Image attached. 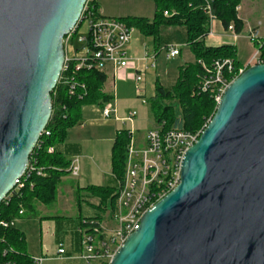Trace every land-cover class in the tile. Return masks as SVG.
Returning a JSON list of instances; mask_svg holds the SVG:
<instances>
[{
  "label": "water",
  "instance_id": "1",
  "mask_svg": "<svg viewBox=\"0 0 264 264\" xmlns=\"http://www.w3.org/2000/svg\"><path fill=\"white\" fill-rule=\"evenodd\" d=\"M88 0H0V204L50 122L64 38ZM110 264H264V63L225 90L179 184Z\"/></svg>",
  "mask_w": 264,
  "mask_h": 264
},
{
  "label": "built area",
  "instance_id": "2",
  "mask_svg": "<svg viewBox=\"0 0 264 264\" xmlns=\"http://www.w3.org/2000/svg\"><path fill=\"white\" fill-rule=\"evenodd\" d=\"M92 1H87L76 27L64 38L65 61L58 83L52 92L53 96H58V87L65 88L70 96H74L78 90L86 91V84L76 78L81 69H96L108 74L109 68H112L116 81V77L122 79L125 76L122 74L123 69L128 68L132 62H136L132 73L135 92L141 98L142 103L149 104L146 88H144L145 74L151 66L157 67L158 52L150 53L148 47L144 45L145 55L132 58L129 54V45L136 28L129 26L122 18L96 14L89 5V2ZM214 1L204 0V11L209 16L211 30L214 22L218 20L213 12ZM175 14H177L176 11H164L165 17H172ZM78 29H80L78 35L80 49L73 48L70 44ZM228 30L231 31L233 38H238L234 23L228 27ZM246 38L253 42L257 48L248 64L238 66L231 58L216 59L211 66L200 61L203 70L199 79V91L208 93L216 102V106L220 103L230 83L246 68L264 63L260 59V48L264 45V35L257 28H250ZM181 48L182 46L179 44H167L162 46L161 50L165 51L167 58H174L180 55ZM113 99L101 107L102 117L106 120L116 118V107L112 104ZM52 102L51 118L55 110L60 109L61 115L65 117L69 110L68 105L60 104L55 108L53 97ZM136 116L135 112H130L124 123H133ZM208 123L195 131H188L181 127L164 130V123L155 125L154 128L147 131L142 143H138L133 137V129H127L130 141L127 147L125 174L122 179L118 180L115 207L103 213L102 219H86L81 228V258L87 264H110L128 235L138 228L144 212L179 184L184 155L188 148L199 139ZM43 134L49 135L50 131L45 128ZM39 141L35 148L41 146ZM47 150L49 153H53L55 147L49 146ZM33 152L25 173L17 181L16 192L24 187L25 183L33 176L45 177L48 175L47 168L39 164L38 158L33 155ZM67 172L73 177L79 176V158L75 157L70 161ZM31 187H33V183H31ZM13 195L12 191L4 198L6 204L9 203ZM25 211L24 208H21L16 218L10 221H1L0 224L3 227H16L19 218L25 214ZM64 252L65 249L61 246L59 253ZM12 253H15V250L11 247L3 252V256ZM44 261L45 257L43 256H30V264H44ZM0 264L18 263L14 260H6Z\"/></svg>",
  "mask_w": 264,
  "mask_h": 264
},
{
  "label": "trees",
  "instance_id": "3",
  "mask_svg": "<svg viewBox=\"0 0 264 264\" xmlns=\"http://www.w3.org/2000/svg\"><path fill=\"white\" fill-rule=\"evenodd\" d=\"M156 6L155 18L150 22L144 17L122 18L129 26L141 31L145 36L154 37L157 48L161 47V28L183 26L186 29V45L189 46L195 60L180 67L179 78L172 89L157 85L156 94L149 99L155 125L163 124V129L181 127L188 131L201 129L213 117L216 111V102L208 93H200L199 79L202 74V64L211 66L213 61L220 58H231L238 66L242 63L237 58V49L233 45L207 46L205 37L210 33L211 25L208 14L204 11V0H153ZM240 0H215L213 12L225 28L234 23L236 31L241 32L243 22L238 18L237 7ZM90 7L99 14L98 0L89 2ZM176 11L172 17H165L164 11ZM81 23L79 24V28ZM79 30L71 39V46L80 49L78 43ZM66 38V37H65ZM260 59L264 62V45L260 48ZM77 80L86 84V91L78 90L70 96L63 87H58V96L53 97L54 106L66 104L69 107L66 116L61 115V109L55 110L53 117L47 125L49 135L43 134L40 138V147L35 148L39 164L45 166L48 175L45 177L33 176L24 187L14 195L8 204L3 200L0 204V222L10 221L18 216L19 210L36 211L38 204L50 205L57 199V189L61 178L68 175L67 168L70 161L56 150V146L65 142L72 128L83 119V109L86 106H104L113 98L112 94L104 91L108 75L96 69H81L77 73ZM130 141L127 129L118 131L112 148L111 164L112 173L119 180L124 177L127 157V147ZM54 146L55 151L49 153L47 148ZM33 183V187H31ZM88 191L99 199L96 205L99 214L89 219H102V214L110 206L114 209L118 187L90 185L79 189ZM11 191V192H12ZM24 234L17 227H3L0 224V263L14 260L18 264H30V256L25 252ZM13 248L15 253L3 256L8 248Z\"/></svg>",
  "mask_w": 264,
  "mask_h": 264
},
{
  "label": "rangeland",
  "instance_id": "4",
  "mask_svg": "<svg viewBox=\"0 0 264 264\" xmlns=\"http://www.w3.org/2000/svg\"><path fill=\"white\" fill-rule=\"evenodd\" d=\"M99 2H101V5L108 10L124 11L123 14L126 15L128 13H132L136 17L147 18L150 22H152L155 18L156 6L154 7L155 3L153 0H99ZM173 28L174 29L172 30V32H170L168 27L166 26H163L161 28V39L159 40L161 47L156 49L155 45L157 47V43L154 37H147L143 35L138 29H136V31L134 32V46L137 47V50L139 51L138 55H134L135 52H131L134 56H132L129 52L132 58L143 57L145 55L144 45L148 47L150 53H153L154 51L158 52L156 59L157 67L151 66L145 74L144 88H146V97L148 98V100L156 94L158 80L159 84L166 89H172L179 78L180 67L182 65H185L186 63H191L190 61H192L194 58L193 53L189 49V46L186 45L187 33L185 27L174 26ZM166 41L173 42L169 44H179L180 46H182V55L176 56L174 58H167L165 51L161 50L162 46L167 45L164 44ZM255 49L257 48L255 47ZM241 52H239V59H244V53ZM113 77L114 76H109V82L115 83V86L113 87L108 84L110 85L108 86V92L111 93L114 98L112 100V104L116 107V118L103 120L101 106L94 104L83 109V113L85 115L83 116L84 119H82L80 123H86V130H84V133L92 132V135H94V137L90 135L87 136L89 138L86 139L87 141H84V145L87 146L86 151L91 153L90 158L92 159V162H90V167L98 169V171H94V173H97L98 176L101 177V180L92 181H94V183H100V185L103 186L117 187L118 179L112 174V167H108V162L110 163L109 152L111 151L112 153L114 142L112 143V141H108L106 138L116 136V127H118V130L127 128L133 129L135 131L137 140L139 141V143H141L145 137L146 132L155 127V123L150 104L142 103L141 98L137 96L134 88V82L130 78L129 74H125L122 79L116 77V81ZM130 112H135L137 114V116L135 117V122L124 123V120L127 118ZM88 113H90L89 116L86 115ZM210 120L211 118L207 122H209ZM98 138H100L101 140L95 142V140ZM75 139L76 138H74L73 136L70 137L67 140V144L73 143ZM96 151H98L101 155V158L97 160V163L95 157L92 156ZM78 155L79 156L72 157L73 155L68 154L67 160H70V158L80 157V154ZM104 166H106V168H104ZM102 168H104V171L100 170ZM88 172H91L90 169H87V171L84 173L82 172L80 177H73L68 174L67 186L73 188H86L88 185H94L90 182L91 178H88ZM90 199H92L91 196L88 193L83 192H81L80 196L76 195L74 197H68L67 215L73 216L72 219L74 222H77L78 217L82 215V224L87 218L98 215L99 212L96 207L97 204H95L98 200L93 199L91 202ZM109 209H111L110 206L108 207V210ZM31 213H33V211H28V221L35 220L34 218H30ZM41 215L44 216V214ZM51 215L57 216L56 214ZM59 215L64 216L63 213H60ZM28 225L32 229L31 232L28 233V235H31L30 238H28V243L30 245H35L38 243L37 240L38 234L40 233V225L36 221L30 222ZM54 230L56 232H60V234H62V232L66 233L67 224H61L59 222L56 226V229L54 228ZM50 262L53 264L64 263L62 260H53Z\"/></svg>",
  "mask_w": 264,
  "mask_h": 264
},
{
  "label": "crops",
  "instance_id": "5",
  "mask_svg": "<svg viewBox=\"0 0 264 264\" xmlns=\"http://www.w3.org/2000/svg\"><path fill=\"white\" fill-rule=\"evenodd\" d=\"M98 4H99V13L102 16L119 17V18L136 17L132 13H128L126 15V14H123L124 11H118V10L113 11V10L105 9L101 5V2H99V0H98ZM237 15H238V18L243 22V28L241 32H237L238 33L237 39L233 38L231 31L225 28L221 21L216 20L213 24V27L211 30L212 32L209 33L205 37L204 42L207 46H214V47L226 45V44L235 46L237 49V58L242 63V65H244L250 62L252 55L256 51L255 44L253 42H250L246 38L249 32V29L257 28L261 31V34L264 35V0H240V4L237 7ZM168 29L170 32H172L174 28L168 27ZM169 43H173V42L166 41L164 44H169ZM156 48L157 47L155 45V49ZM138 51L139 50H137V47L134 46V39H132L129 45V52L131 55H132L131 52H135L134 55H138ZM182 51L183 50L181 49L180 55H182L183 53ZM239 52L244 53L243 54L244 59H239ZM194 60H195V57L190 62H193ZM135 65H136V62H132L128 68L122 70V74L123 75L129 74L130 78L132 79V73L134 71ZM108 72H109L107 74L108 80L104 87V91L107 93H109L108 86L110 85L113 87L115 86V83L109 82V76H113L112 68H109ZM89 114L90 113L86 115L89 116ZM84 115L85 114L83 113V116ZM103 120H106V119L103 118ZM124 129H127V128H124ZM84 130H86V123H79L77 126H75L74 128L70 130L69 136L67 138V140L72 136L76 138L73 141V143L67 144V140H66L65 142L57 145L56 150L58 152H61L65 156L66 159H67L68 154L73 155L72 157L79 156L78 154H80V157H78L80 161V173H79V176L77 177H80L82 172L84 173L87 171V169H90L91 172L90 173L88 172L89 173L88 178L89 177L91 178L90 182L96 186H103V185H100V183H94V181H92V180H101V177L98 176L97 173H94V171H98V169L90 167V162H92V159L90 158L91 153L86 151L87 146L84 145V141H87L86 139L89 138L87 136L90 135L94 137V135H92V132L84 133ZM116 131L118 133L120 129L118 130V127H116L115 133ZM133 137L139 143V141L137 140L135 131L133 133ZM115 138L116 136L108 137L106 139L108 141H112L113 143L115 141ZM144 139L142 140V142H144ZM100 140L101 139L98 138L95 140V142L100 141ZM109 155H110L109 157L110 163L108 162V167L110 168L112 167L111 151L109 152ZM92 156L95 157L96 163H97V160L101 158V155L98 151H96ZM72 159L73 158H70L69 161H71ZM104 168H106V166H104ZM104 168L100 170L104 171ZM79 189L81 188L80 187L78 188L68 187L67 186V175H65L61 178L59 182L58 189H57V199L55 200L53 204H50V205H45L42 203L38 204L36 211H33V213L30 214V218H34L35 220H29V221L27 220L28 211H25V214L19 218L16 224V227L24 234V238L26 242L25 252L29 256H33V255L43 256L45 257L44 263L46 264H53L50 262L53 260L55 261L62 260L64 262L63 264H87L85 260L81 258V251H82V244H81L82 230L81 228L83 227L81 220L83 219V216L80 215V217H78L77 222H74L72 219L73 216L67 215L68 214L67 213V198L70 196L74 197L76 195L80 196L81 192ZM82 192L88 193L91 196L92 198L90 199L91 202L93 199H97L98 201L95 204L99 203V199L97 197L92 196L88 191L83 190ZM60 213H63L64 216L59 215ZM41 214H44V216ZM51 214H56L57 216H53ZM25 221H28V222H25ZM34 221H36L40 225V233L38 234V240H37L38 243L35 245L34 244L30 245L28 243V238H30L31 235H28V233H30L32 229L28 224ZM59 222L61 224H65V223L67 224L66 233L62 232V234H60V232H56L54 230V228L56 229V226ZM61 246L62 248L65 249V252L62 254L59 253V248Z\"/></svg>",
  "mask_w": 264,
  "mask_h": 264
}]
</instances>
